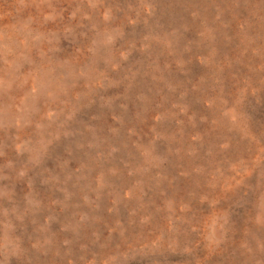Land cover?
<instances>
[{"label": "rangeland", "instance_id": "obj_1", "mask_svg": "<svg viewBox=\"0 0 264 264\" xmlns=\"http://www.w3.org/2000/svg\"><path fill=\"white\" fill-rule=\"evenodd\" d=\"M0 264H264V0H0Z\"/></svg>", "mask_w": 264, "mask_h": 264}]
</instances>
